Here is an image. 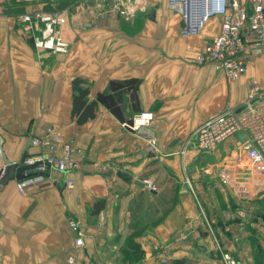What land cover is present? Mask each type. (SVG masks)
Wrapping results in <instances>:
<instances>
[{
	"label": "crops",
	"instance_id": "crops-1",
	"mask_svg": "<svg viewBox=\"0 0 264 264\" xmlns=\"http://www.w3.org/2000/svg\"><path fill=\"white\" fill-rule=\"evenodd\" d=\"M48 1L67 19L61 27L65 52L36 49L16 27L17 14L47 8ZM115 1L0 0L2 150L12 162L37 157L45 148L31 145L30 138L60 133L72 143L74 162L67 174L54 170L25 192L15 179L0 182V264H74L68 261L72 253L75 264H125L121 252L138 257L130 242L144 250L136 264H167L168 249L173 259L195 256L190 264H224L213 257L214 237L205 230L212 208L208 219L202 203L214 198L208 172L213 160L221 152L242 154L243 135L229 136L207 154L195 130L226 109H240L254 86L264 92V55L251 59L241 77L228 79L211 63L194 62L219 33L221 17L184 36L169 0H134L129 19ZM76 77L97 101L95 116L82 124L72 116ZM141 112L151 116L154 152L144 134L124 125ZM56 153L63 154L61 146ZM66 175L73 185L65 184ZM146 179L154 189L141 183ZM99 201L104 205L96 210ZM71 217L84 230L79 250ZM173 229L179 239L167 242ZM224 240V248L237 253ZM250 246L247 260L237 253L239 264H258Z\"/></svg>",
	"mask_w": 264,
	"mask_h": 264
},
{
	"label": "built area",
	"instance_id": "built-area-1",
	"mask_svg": "<svg viewBox=\"0 0 264 264\" xmlns=\"http://www.w3.org/2000/svg\"><path fill=\"white\" fill-rule=\"evenodd\" d=\"M137 1V0H136ZM50 2V1H48ZM47 2V3H48ZM134 0H116L115 7L124 18L134 14ZM172 10L181 16L180 32L184 36L198 34L213 16L221 17V28L206 48L195 57L198 63H211L228 79L236 80L247 72L251 59L264 55V0H169ZM67 22L61 8H40L24 11L16 15V27L27 36L39 50L51 53L65 52L69 44L63 39L61 27ZM151 116L141 112L132 122L124 125L145 135L147 149L156 151L158 138L150 128ZM244 139L239 143L251 160V168H243L242 174L235 176L229 166L222 170L225 180L230 178L241 195L249 193L252 185L264 189V92L254 86L240 109L229 108L203 121L195 130L198 145L205 151L220 144L236 133ZM30 144L45 148L37 157L24 155L22 164L34 165L24 170L22 178L15 179L21 192L49 179L54 170L68 173L74 166L72 143L60 133L33 135ZM61 146L63 154L56 153ZM228 165V164H227ZM223 166H226L225 164ZM7 174V164L0 165V182ZM149 189L155 185L150 179L144 180ZM67 186L73 185L71 177H65ZM70 227L75 232V246H84V230L74 217ZM223 254V253H222ZM227 253L223 257L229 264H239ZM71 263L77 262L75 253L68 256Z\"/></svg>",
	"mask_w": 264,
	"mask_h": 264
},
{
	"label": "rangeland",
	"instance_id": "rangeland-1",
	"mask_svg": "<svg viewBox=\"0 0 264 264\" xmlns=\"http://www.w3.org/2000/svg\"><path fill=\"white\" fill-rule=\"evenodd\" d=\"M22 35L28 38L24 34ZM195 57H194V62L198 63ZM238 133L241 134L242 136V133L240 132ZM243 139L244 136L242 137V140ZM221 143L208 150L210 153L207 154H211V152L216 151L221 145ZM231 153L226 154L221 152L220 156L218 157V160H213L212 164L210 165V169L208 172L210 173L209 179L210 177L212 178L210 181L211 182L210 185L213 187L214 198L212 199L211 202L209 200V202L202 203V208H203L202 211L203 212L207 211L208 215L207 213L205 214L207 215V218L210 219V217H212L211 219L212 221H214L212 222L209 220L212 227L209 226V229H205L208 232L210 231L209 233L210 235H212L211 236L212 239L214 237L213 245L217 251V255L215 254L213 257L221 259L224 262V264H229L227 260L223 257L224 253L228 252L229 254H231L229 251L226 250V248H224L225 247L224 244L226 243L224 239L226 238V240H228L229 242L230 249H233V251L236 250L237 253L240 250L243 251L241 252V256L245 260H247L246 259L247 253L251 255L249 251L251 247L250 245H252V251L253 249H257V254L259 256L257 262L259 264H264V255H263L264 250H263V254H261L257 244L255 243L257 241L258 244L260 243L263 248L264 240H261V238L264 239V233L261 234L260 229L264 230V202H263L264 189H261L259 191L258 190L259 187L252 185L249 190V193L241 195L240 193H238L240 192V190L236 189V185L234 184L230 176L228 181L222 177L221 175L222 170L227 168L228 166L230 167L229 172L231 170L232 172H234L235 176L242 174L243 168H251L252 166V162L250 159H248L245 151L240 155L237 153H232V154ZM202 154L205 156V153ZM224 164L226 166H223ZM187 181L188 180L186 179L185 184L189 186L190 183L188 181L189 183L188 184ZM188 189L192 192L190 187ZM185 205L186 207L189 208L190 203L186 202ZM211 208H212V216L210 215L209 212ZM204 222L205 225L207 226L206 219H204ZM214 225L217 227L216 229ZM176 230L178 229H173L172 234L170 232L169 236L167 237V242H172L174 238L179 239V237L175 234ZM169 245L170 244L168 243V247ZM215 249L213 250L214 252ZM237 253L235 252L234 255L233 254L231 255L233 256V258H235L238 261L239 260L238 258H242V257H239L238 256L239 253L238 255ZM121 254L124 256L125 264H127L128 262H126V260L128 258H125L127 257L126 254L122 252ZM194 257L195 256L189 255L186 258V264H190ZM143 258L144 255H138V257L131 258V260L132 261L134 260V263L136 264L139 261H141ZM171 259H173V250L168 249L166 256V263L170 264L172 261ZM128 260L129 262H131L130 259ZM203 260L205 261V259Z\"/></svg>",
	"mask_w": 264,
	"mask_h": 264
},
{
	"label": "trees",
	"instance_id": "trees-1",
	"mask_svg": "<svg viewBox=\"0 0 264 264\" xmlns=\"http://www.w3.org/2000/svg\"><path fill=\"white\" fill-rule=\"evenodd\" d=\"M47 8H60L47 3ZM73 105H72V116L76 118V121L80 124L86 122L87 120L93 118L96 114V105L97 101L89 99V86L83 84V80L79 77L74 78L73 80ZM104 205L103 201L96 203V210L102 208ZM258 249L261 254H263V248L261 244L256 241ZM129 247L133 250V254L144 255V250L136 242H130ZM253 253L256 261L259 259L257 254V249H253ZM264 255V254H263ZM258 263V262H257ZM170 264H186V258H176L171 261ZM259 264V263H258Z\"/></svg>",
	"mask_w": 264,
	"mask_h": 264
},
{
	"label": "water",
	"instance_id": "water-1",
	"mask_svg": "<svg viewBox=\"0 0 264 264\" xmlns=\"http://www.w3.org/2000/svg\"><path fill=\"white\" fill-rule=\"evenodd\" d=\"M2 140V139H1ZM0 152H1V156L4 160V163L7 164V174L4 177V179L2 180V183H7L10 180L13 179H17V178H22L24 176V170L28 167H32L34 165H25L22 164L23 160H24V155L21 157L20 161H16V162H12L10 161L4 154L3 150H2V145L0 144ZM119 175H121L122 177L126 176V173L123 172H119ZM142 183V182H141ZM263 202H264V197H263Z\"/></svg>",
	"mask_w": 264,
	"mask_h": 264
}]
</instances>
